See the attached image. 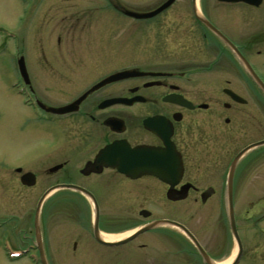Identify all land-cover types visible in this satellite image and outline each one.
<instances>
[{"label": "flooded vegetation", "instance_id": "af4514ba", "mask_svg": "<svg viewBox=\"0 0 264 264\" xmlns=\"http://www.w3.org/2000/svg\"><path fill=\"white\" fill-rule=\"evenodd\" d=\"M105 1L117 17L128 22L126 67L90 73L87 80L86 71L75 74L82 65L75 67L80 64L73 63L71 46L61 45L33 46L35 61L28 63L23 57V74L16 61V77L10 86L23 110L21 129L38 132L36 138L47 140L49 146L20 162L0 165L4 210L9 207L5 198H16L18 192L37 198L32 218L28 211L27 217L1 219L4 229L8 220L14 221L9 229L12 235L0 237L2 257L40 264L39 240L47 264L69 258L95 264H206L198 247L173 226L151 228L118 245L105 242L160 219L151 216L155 208L210 212L219 199L220 217L207 229V242L177 218H162L182 224L211 264H264V236L258 233L264 224V201L254 207L255 254H245L234 211L237 195L260 198L264 194V92L236 56L244 57L256 73L247 55L264 53V0ZM166 2V7L155 12ZM37 4L38 0H17V60L22 58L17 53L23 45V31ZM90 13L87 7L53 0L40 14L42 19L48 16L62 22L58 26L65 38L72 30L84 28L87 20L101 17ZM32 31H37L33 22ZM172 49L205 52L208 59L166 61L163 54ZM53 54L70 60L63 63L64 73L56 68L60 63L52 60ZM142 54H148L147 61L132 60ZM123 71L130 73L112 78ZM37 73L42 76V90ZM59 108L67 110L56 112ZM258 142L241 155L232 173L238 250L227 217V178L235 156ZM118 143L128 146L129 174L118 168V150L107 149ZM76 159L79 166L71 169V160L76 163ZM252 174L255 179L248 183ZM46 193L38 213L37 237L34 216ZM120 208L132 216L128 228L115 230L107 223ZM248 224L244 222L240 229H247ZM95 227L100 239L95 237ZM230 238L236 244L234 254Z\"/></svg>", "mask_w": 264, "mask_h": 264}, {"label": "rangeland", "instance_id": "374dc122", "mask_svg": "<svg viewBox=\"0 0 264 264\" xmlns=\"http://www.w3.org/2000/svg\"><path fill=\"white\" fill-rule=\"evenodd\" d=\"M53 0H38L37 8L35 10L34 16L30 21L26 23L25 29L22 35V44L19 47L18 56L24 57L28 63L35 61L33 56V46H45L54 47L57 45L61 46H71L70 57L73 63L80 64L75 66L79 68L75 71H86L87 80L91 79L90 73L92 74H102L103 72L114 68L113 70L122 69L129 64V31L128 22L125 18L117 17V15L110 8L107 7L105 0H65L71 5H78V7H87L90 9L93 15H99L96 20V16L92 21H86L83 28H78L77 30H72V32L63 37L64 32L61 31L59 24L62 26V22L49 20L47 17L42 19V14L45 13V9ZM55 3L64 0H54ZM57 1V2H56ZM127 1V0H123ZM93 7H96L95 11ZM107 7V9H106ZM17 0H0V165L5 163H16L20 162L21 159L26 158L29 155L37 154L40 149H44L45 146H49L47 140L37 139L38 132H32L29 130L21 129V123L19 115L23 110L17 104L19 100L15 96L14 90L11 88L10 83L16 77V51L17 44L19 43V33L20 32V22L16 15ZM110 9V10H109ZM90 13V14H91ZM40 14V15H39ZM110 14H113L111 17ZM108 15V16H107ZM107 16V17H105ZM107 18V20H106ZM32 22L35 24L37 31H32ZM38 25V26H37ZM38 28H37V27ZM35 30V29H34ZM57 36L61 38L59 44H57ZM112 47V50L107 49ZM170 53L163 54L166 61H177L179 59L183 62L188 61H205L208 59V55L205 52L193 51L187 53H178L179 50ZM175 52V53H174ZM178 53V54H177ZM148 54L138 55L133 57L134 62L147 61L148 58L145 57ZM47 56V54H46ZM254 63L256 73L264 80V53L255 54L249 53L247 55ZM52 60L60 63L56 65L61 73L63 72L64 62H69L63 54L56 56L53 54ZM112 64H118L113 66ZM38 74V73H37ZM38 78V85L42 90L41 78L42 76L36 75ZM89 83V81H88ZM87 83V84H88ZM41 84V85H40ZM255 137V135L253 136ZM253 138H248L252 140ZM72 160H74L72 158ZM71 160V169L79 166V159L75 161ZM264 170V164H263ZM264 176V173L263 175ZM255 179L254 175H250L247 178V182ZM253 182V181H252ZM252 182H250L252 184ZM23 193L18 192L16 198H5L8 201L9 207L6 210L2 208L0 204V237L7 233L12 235L9 231L10 227L14 225V221H7L6 228L1 222V219L7 220L11 215L27 217L25 213L30 211V216L33 213L36 199H29ZM2 198H0L1 203ZM264 201V194L260 198L250 196V197H238L234 199V211H236V223L238 225V231L240 236L245 243V254H255V239L257 238L256 229H254V218L256 212L254 207L259 203ZM183 208L188 206L187 202L182 203ZM214 211H202L195 209H188L185 213H174L169 210L162 211L161 209H156L155 212L151 214L152 217H162L171 216L177 218L180 222L185 223L189 228H192L195 232L199 234L204 242H207V229L212 225L211 222H216L217 218L220 217L219 199L214 201L213 204ZM264 206V203L261 205ZM250 207V208H249ZM261 208V207H258ZM85 213V211H84ZM83 215V214H82ZM86 215V213H85ZM115 218L108 221L107 225L111 226L115 230H123L128 228L130 223L131 213H127L120 208L116 212ZM32 218V216H31ZM224 218V216H223ZM11 219V218H9ZM223 219H221L222 221ZM225 221V218H224ZM244 222L249 223L247 229L241 230L240 227ZM209 223V224H207ZM250 224L252 226H250ZM31 228V227H30ZM20 229V226L17 227ZM161 229H168L162 227ZM264 236V224L260 226V231L258 232ZM18 232L15 230L14 235L17 236ZM23 235L22 232L19 233ZM29 234V233H27ZM149 241H152L150 236H146ZM151 243V242H149ZM23 245V244H22ZM21 245V246H22ZM154 247L155 251L158 252V247L156 245H151ZM230 250L234 254L236 250V244L230 238ZM247 257H244V260ZM244 262V261H243ZM55 264H95V262L86 261L82 263L79 260H73L71 258L65 259L64 261H54ZM0 264H31L30 261L23 259L21 261L12 262L2 257L0 251ZM98 264V263H96ZM122 264H126L124 261ZM242 264V263H241Z\"/></svg>", "mask_w": 264, "mask_h": 264}, {"label": "water", "instance_id": "95a60500", "mask_svg": "<svg viewBox=\"0 0 264 264\" xmlns=\"http://www.w3.org/2000/svg\"><path fill=\"white\" fill-rule=\"evenodd\" d=\"M244 1H250V0H244ZM166 4H164L162 7H160L158 10H160L161 8L165 7ZM201 20H203L204 22L206 20L202 19L200 17ZM236 56L238 57V59L240 60L241 64L243 65V67L245 68V70L247 71V73L250 75V77L254 80V82L256 83L257 86L260 87V89L264 92V84L263 82L260 80V78L257 76V74L254 72V70L251 68L250 64L248 63V61L242 57L241 55H239L238 53H236ZM18 64H19V70L20 72L23 74L24 72V61L23 58H20L18 60ZM129 71H124V72H120L115 74L114 77H120L123 76L125 74H127ZM67 110V108H59L57 110H55L56 112H63ZM261 142L258 143H253L249 146H247L245 149H243L242 151H240L235 158L233 159V161L231 162L230 165V170H229V174H228V178H227V185H226V190H227V196H226V206H227V217H228V222H229V226H230V230L232 233V236L237 244L238 250L241 249V245H240V240H239V236L236 230V224H235V219H234V212H233V203H232V173H233V169L234 166L236 164V162L238 161V159L241 157V155L248 149L255 147L257 144H260ZM264 143V141H263ZM112 148L117 149L118 150V168L121 172L125 173V174H129V157H128V146L126 144H113V146L108 147V151H110ZM70 187V186H68ZM76 189L81 190V188L75 187ZM47 195V193L40 199V201L38 202L37 208H36V213L34 216V228L37 234V237H39V228H38V213L40 210V206H41V202L42 199ZM147 216V215H144ZM96 226V225H94ZM158 226H173L176 227L178 229H180L181 231H183V233H185L187 235V237L198 247L203 261L206 264H211L210 260L207 259V257L205 256L203 250L200 248V246L198 245L197 241L195 240V238L193 237V235L180 223L170 220V219H154L152 221H150L148 224L134 230L133 232L129 233L128 235H126L125 237H122L116 241L113 242H105L109 245H118V244H122L127 242L128 240L134 238L135 236H137L139 233L149 230L151 228H155ZM94 234L96 239H100L98 236V230L95 227L94 230ZM38 248H39V254H40V258H41V264H47L43 255V249L42 246L40 244V241L38 240ZM240 248V249H239Z\"/></svg>", "mask_w": 264, "mask_h": 264}, {"label": "bare ground", "instance_id": "6f19581e", "mask_svg": "<svg viewBox=\"0 0 264 264\" xmlns=\"http://www.w3.org/2000/svg\"><path fill=\"white\" fill-rule=\"evenodd\" d=\"M20 261V260H19Z\"/></svg>", "mask_w": 264, "mask_h": 264}]
</instances>
